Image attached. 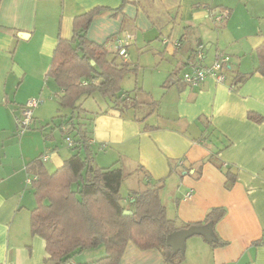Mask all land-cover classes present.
<instances>
[{
    "label": "crops",
    "instance_id": "1",
    "mask_svg": "<svg viewBox=\"0 0 264 264\" xmlns=\"http://www.w3.org/2000/svg\"><path fill=\"white\" fill-rule=\"evenodd\" d=\"M122 3H0V264H45L49 258L44 238L32 233L37 199L28 179L36 175L28 166L40 160L53 173L73 155L89 152L99 167L123 168L131 191L163 179L160 196L178 228L208 223L212 208L227 210L214 223L217 239L227 244L213 246L203 236L189 237L180 264H264V75L254 72L264 44V0H127L116 12ZM95 8L101 10L87 36L106 46L109 59L116 57V39L128 32L134 37L128 52H151L166 68L155 77L161 94L138 88L136 82L135 97L127 92L131 98L119 106L104 104L85 112L90 128L83 118L80 122L87 130L88 150L78 147L77 131L67 122L71 111L59 104L63 91L47 75L59 37L72 39L75 18ZM221 9L230 10V17L220 24L213 13ZM201 42L207 45L206 63L219 53L229 56L225 82L183 83L179 74L188 70L185 63ZM127 62L138 72V65ZM46 94L59 106L61 118L54 127L63 138L70 136L73 146L63 145L59 132L50 129L51 113L34 110L30 128L18 126L21 107L32 97H41L43 104ZM229 168L237 174L231 188L226 186ZM104 254L105 249L88 250L72 261L101 264L96 260ZM119 264L167 263L158 248L143 249L130 241Z\"/></svg>",
    "mask_w": 264,
    "mask_h": 264
},
{
    "label": "trees",
    "instance_id": "2",
    "mask_svg": "<svg viewBox=\"0 0 264 264\" xmlns=\"http://www.w3.org/2000/svg\"><path fill=\"white\" fill-rule=\"evenodd\" d=\"M126 2L123 0L122 7L116 12H120ZM100 10L95 8L75 18L72 39L59 37L47 75L63 91L60 106L72 111L68 124H71V130L77 131L78 147L88 150L87 130L80 122L82 117L77 119L76 115L77 112H87L81 101L99 93L104 97L117 96L115 104L119 106L131 98L127 92L120 93L124 76L133 70L130 64L122 59L119 63L117 53L116 57L109 59L104 44L88 39L92 19ZM258 59L254 72L264 75V44L258 49ZM156 103L153 101L154 106ZM251 117L261 120L254 115ZM209 160H213V156ZM28 167L36 175L32 186L37 207L32 211L31 228L34 235L41 236L46 242L49 258L45 264H76L72 261L74 257L102 247L105 254L96 261L119 264L130 241L143 249L158 248L167 264H180L185 251H175L167 243L168 236L179 229L202 225L176 226L160 196L165 183L163 179L147 181L146 189L131 191L125 202L121 186L128 175L124 169L99 167L90 152L84 156L80 153L73 155L53 173L40 160ZM226 176V186L231 188L237 174L229 168ZM125 211L132 213L126 215ZM226 213L224 207L212 208L205 221L216 224ZM211 243L213 246L227 244L220 237Z\"/></svg>",
    "mask_w": 264,
    "mask_h": 264
},
{
    "label": "built area",
    "instance_id": "3",
    "mask_svg": "<svg viewBox=\"0 0 264 264\" xmlns=\"http://www.w3.org/2000/svg\"><path fill=\"white\" fill-rule=\"evenodd\" d=\"M213 17L217 23H223L230 17V10L221 9L213 13ZM134 37L128 33L124 32L123 35L116 39V53L125 62L128 61L129 52L128 44ZM132 41V40H131ZM164 42H169L168 38L164 39ZM179 46L181 43L176 41L174 43ZM206 50L207 45L203 42L198 43L192 59H189L185 65L188 68L187 71L183 73L182 81L191 87L202 86L209 78L215 79L219 83H223L227 80V65L229 63V56L227 54L219 53L216 59L208 64L206 60ZM43 102L41 97L30 98L25 105L21 107V115L17 118L18 126L22 130L30 128L34 118V110ZM67 142L70 146L74 145V140L68 136ZM48 156H43L42 160H47ZM36 176H32L28 179V183H32ZM191 193H189L190 195Z\"/></svg>",
    "mask_w": 264,
    "mask_h": 264
},
{
    "label": "rangeland",
    "instance_id": "4",
    "mask_svg": "<svg viewBox=\"0 0 264 264\" xmlns=\"http://www.w3.org/2000/svg\"><path fill=\"white\" fill-rule=\"evenodd\" d=\"M128 60H132L133 64H134L133 66L135 67V65H138L139 69L137 70L138 72H136V70H131L124 76V79H123L122 84H121L122 90L120 93L123 94V92H132V96L135 97L136 92H137V90L135 89V86H136V82H137L138 88H143V86H145L144 89L147 88L145 90L150 91L152 94L154 91L161 94V91H158L160 85L157 82V80L155 79V77L158 73L162 72L166 68V64L157 62V60H155L154 54H151V52H149V53H148V51L139 52L138 49L129 51V59ZM183 73L184 72L179 74V76L181 78L183 76ZM54 84L55 83L52 82V90H53V93L55 94L57 92V90H56L57 86H54ZM139 90L142 91L141 89H139ZM46 97L48 98L47 94L43 96V99H45L44 103L39 106L40 108H38V109L36 108L37 110L35 109V111H44V112L49 113V114L51 113V115H53L54 117L53 118L50 117L48 119L49 123H50L49 124L50 129H55L58 131V129H56L54 127V124L56 123L57 119L59 120L61 118V116L59 117L57 114V107H59V106H57V104H52V102H56L55 99L53 101L52 100L50 101L48 99L46 100ZM116 98H117V96L116 97H104L101 94L96 93V94H94V96L88 97L87 99H83L81 102H82L83 108L85 110H88V109L89 110H92V109H94V110L99 109L100 110V107L104 106V104L115 103ZM140 104H142V103H140ZM140 104L138 103V105H140ZM146 106H147L148 110L151 109L150 105H146ZM55 110H56V112L53 113ZM71 112H70L69 116L71 115ZM76 115H77V119L79 117L80 118L82 117L83 122L85 121L87 123L86 124L87 127L90 128V123H91L90 122V120H91L90 116L86 115L85 112H81V113L77 112ZM69 121L70 120L68 119L67 122H69ZM58 132L60 135V142H62L63 145L68 146L67 145L68 142H67L66 138L65 137L63 138L61 136L60 131H58ZM129 181H130L129 179L125 178L124 181L122 182V186H121L122 198L127 199L129 197V194L131 192V190H130L131 184ZM164 198H166V197H164ZM101 249H104V248L102 247L100 249L91 250V252L99 251Z\"/></svg>",
    "mask_w": 264,
    "mask_h": 264
},
{
    "label": "water",
    "instance_id": "5",
    "mask_svg": "<svg viewBox=\"0 0 264 264\" xmlns=\"http://www.w3.org/2000/svg\"><path fill=\"white\" fill-rule=\"evenodd\" d=\"M124 213L128 215L131 214L132 211H125ZM195 235L203 236L209 242L217 241V236L214 230V222L179 229L168 236L167 243L172 246L175 251H184L186 240Z\"/></svg>",
    "mask_w": 264,
    "mask_h": 264
}]
</instances>
